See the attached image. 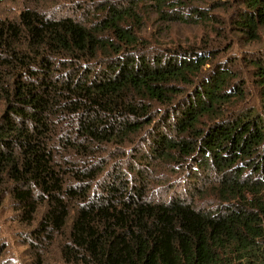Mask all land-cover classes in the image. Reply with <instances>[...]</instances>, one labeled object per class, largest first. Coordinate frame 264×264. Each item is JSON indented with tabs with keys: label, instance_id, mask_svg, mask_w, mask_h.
Instances as JSON below:
<instances>
[{
	"label": "trees",
	"instance_id": "16d2710c",
	"mask_svg": "<svg viewBox=\"0 0 264 264\" xmlns=\"http://www.w3.org/2000/svg\"><path fill=\"white\" fill-rule=\"evenodd\" d=\"M208 1L23 0L0 18V199L34 264H264V51L141 36L155 15L261 38L264 0Z\"/></svg>",
	"mask_w": 264,
	"mask_h": 264
},
{
	"label": "rangeland",
	"instance_id": "374dc122",
	"mask_svg": "<svg viewBox=\"0 0 264 264\" xmlns=\"http://www.w3.org/2000/svg\"><path fill=\"white\" fill-rule=\"evenodd\" d=\"M223 0H209L203 3L204 6L216 4ZM23 0H0V18L14 17L22 8ZM225 12L221 5L213 13ZM213 24H188L183 22H161L155 15L147 18L141 30V36L148 39L149 43L156 47L174 46L177 44H198L204 40H211L215 43H224L223 47L233 44L227 52L226 57H241L245 52L264 51V30L258 41H248L244 37H228L223 41L222 36H218ZM245 68V65H241ZM250 89L255 92L252 85ZM1 110V104H0ZM1 202V199H0ZM28 226L22 222L11 199L6 197L0 203V262L1 264H34L32 251L28 249L27 237L25 235ZM46 264H61L55 251L48 253Z\"/></svg>",
	"mask_w": 264,
	"mask_h": 264
}]
</instances>
